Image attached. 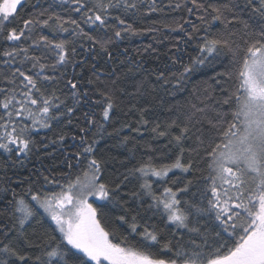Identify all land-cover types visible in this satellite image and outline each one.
Instances as JSON below:
<instances>
[{
    "label": "snow or ice",
    "instance_id": "snow-or-ice-1",
    "mask_svg": "<svg viewBox=\"0 0 264 264\" xmlns=\"http://www.w3.org/2000/svg\"><path fill=\"white\" fill-rule=\"evenodd\" d=\"M29 2L0 0V37L19 42L0 53L6 58L0 63L10 68L4 76L8 87L0 88V150L27 157L36 146L34 132L51 131L53 123L62 120L73 125L72 117L81 102L88 109L82 111V125L81 118L76 120L78 134L71 138L78 141L77 150L66 157L68 171L44 175L41 188H34L33 182L26 193L54 223L59 241L54 236L46 237L41 255L34 259L13 242L23 236L25 224L37 214L24 195L17 198L13 192L10 203L14 223L12 227L0 225V264H28L30 260L32 264H264V0H245L242 10L250 9L253 18L258 17L261 23L258 30L243 33L229 28L236 22L243 23L245 29L249 27L239 15L233 14L231 19L226 15L239 7L232 0L223 4L191 0L193 7L204 13L198 17L205 25L204 35L187 34L189 41L197 40V55L190 57L191 63L183 65V71L170 73L171 77L183 89L186 74L194 67L223 63L228 57L234 70L216 73L212 78L214 86L203 87L202 95L200 88L194 87L183 121L172 120L163 130L159 124L151 129L154 138H169L165 147L170 145L169 151L175 150L171 163L157 166L149 157L129 169L123 180L115 181L104 179L106 160L95 153V137L105 134L104 122L111 119L115 107L113 93L104 84L96 63L89 68L95 79L77 74L69 78L67 68L87 64L75 59L77 42L81 50L91 52L98 47L97 57L103 53L111 59L109 45L142 34L124 17L138 12L144 0H60L68 6L67 16L42 9L23 19L22 27H9L19 16L18 7ZM39 2L36 0L32 7ZM156 10V0H150L149 11ZM216 22L224 25L223 30L209 35ZM36 28L47 29L52 38L41 34L33 39ZM176 28L184 31L181 24ZM200 31L193 26L194 33ZM65 33L71 39L61 38ZM26 41H31L27 47L19 46ZM157 80L168 83L163 71ZM222 81H233L232 88L224 87ZM217 87L220 98L214 95ZM139 111L138 124L146 126V109ZM204 123L208 125L207 136ZM92 128L97 132L89 139ZM193 128L199 133L194 146L186 144ZM131 130L139 133L140 127ZM173 130H177L176 134ZM120 131L122 128L116 129V135ZM66 135L59 133L51 143L63 144ZM128 140L125 136L122 143ZM201 160L207 161V174L198 178L202 186L192 192L190 199H183L193 186L192 180L179 187L176 181L168 186L166 178L174 170L192 173ZM129 176L141 181L139 190L131 193L138 202L135 214H130L124 206L127 202L119 199L121 184ZM154 182H163L161 191L153 188ZM107 204L121 207L124 214L114 221L105 219L101 210ZM140 209L183 230L188 239H169L159 251H153L162 237L155 225L150 226L141 216ZM201 219H211L213 228L202 226ZM124 225L127 234L117 236L118 228ZM13 229L15 234L9 235Z\"/></svg>",
    "mask_w": 264,
    "mask_h": 264
},
{
    "label": "trees",
    "instance_id": "trees-1",
    "mask_svg": "<svg viewBox=\"0 0 264 264\" xmlns=\"http://www.w3.org/2000/svg\"><path fill=\"white\" fill-rule=\"evenodd\" d=\"M149 2L150 0H144L138 12L129 13L124 17L127 23H130L134 29L142 31V34L116 40L109 45L108 50L111 52V59L103 53L97 57L98 47L91 52L81 50L79 42H77L78 54L75 59H83L87 64L84 66L78 64L75 67L69 66L67 68L69 78L73 74H77L85 79H95L89 68L92 63H96L104 84L108 85L109 90L113 93L115 107L111 113V119L104 122L106 132L102 136L97 135L95 137L98 140L95 153L98 157H103L106 160L103 172V177L106 180L115 181L117 178L123 180L129 169L138 166L139 163L148 160L149 157L157 166L171 163L175 158V150L169 151L170 145L165 147L169 138H154L155 133L151 129L159 124L163 130L172 120L183 121L185 118L184 109L192 100L193 88H200L202 95L203 87L214 86L212 78L216 76V73L234 70L233 66L228 63L230 57L226 58L223 63H205L203 66L194 67L190 73L186 74L183 89L177 86L176 80L171 77L170 73L183 71V65L191 63L190 57L197 55V40L189 41L187 34L204 35L205 25L198 19L204 13L193 7L191 0H156V11H149ZM203 2L223 4L227 3L228 0H203ZM35 3L36 0H30L23 7H18L19 16L9 27H22L23 19L29 18L42 9H48L49 12H55L62 16L68 15L65 12V8L68 6L62 5L60 0H40L39 5L33 8L32 4ZM178 3L180 4L179 8L176 7ZM232 3L239 5V7L233 9L231 13L226 12V15L229 19L233 14L239 15L241 20L248 23L249 27L245 29L243 23L236 22L229 25V28L239 30L240 33L258 30L261 23L259 18H253L250 9L242 10L245 0H232ZM189 8L193 9L191 13L188 11ZM72 15L73 18H77L76 14ZM177 24L183 25L184 31L176 28ZM194 25L200 28L199 33L193 32ZM82 26L91 31L87 26ZM223 28V24L216 22L209 29V35H215ZM148 29L155 30L149 31ZM41 34L49 35L50 39L52 38L47 29L41 31L40 28H36L32 33L33 39H38ZM61 38L71 39L67 33L63 34ZM18 43L0 37V53L6 49L11 50ZM30 43L31 41H26L19 46L27 47ZM85 47L87 48V45ZM35 54L38 55L39 53ZM2 59L6 58L0 57V60ZM19 59L20 57H17V60ZM173 61L178 62L174 63ZM161 71L165 73L168 83L157 80ZM9 72L10 68L0 63V88L8 87L4 81V76ZM113 81H115L114 84ZM222 84L231 89L233 81H222ZM214 95L216 98L221 97L218 87ZM92 98L96 99L95 96ZM68 103H72L71 99L68 100ZM87 109L88 105L81 102V108L72 117L73 125H67L66 120H62L59 124L54 122L51 131L40 129L34 132L33 138L36 141V146L27 157L23 154L18 156L15 152L8 154L0 150V189H3L0 191V225L12 227L14 223L12 220L13 207L10 201L13 200V192L17 194V198L24 195L36 208L37 214L25 224L23 236L18 241L14 240L13 242L33 259L41 255L46 237L54 236L59 241L60 236L54 230L55 226L47 215L26 195L27 190L33 182H35L34 188H41L44 175H58L61 171H68L66 157L77 150L75 144L78 141H73L71 138L73 134H78L76 120L78 117L81 118L80 123L82 125V111ZM140 109H146L144 112V119L148 121L146 126L138 124ZM98 112L99 109H97ZM124 125H131V128L140 127V132H133L129 127H123ZM196 127H200V125ZM203 127L205 136H207L208 125L204 123ZM121 128L122 131L116 135L115 130ZM176 131L173 130V133L176 134ZM61 132L67 133L63 144L51 143ZM96 132L97 129L92 128L89 132V139H92ZM107 133H112V135H107ZM190 135L191 139L186 141V144L194 146L195 136L199 135L196 128L192 129ZM125 136L129 137V140L127 143H122ZM45 144L47 147H44ZM188 158L186 155L185 160ZM72 171L75 172L77 169ZM206 174L207 161L201 160L192 173L184 174L179 170H174V172L169 173L166 181L168 186H173L172 182L176 181L175 186L182 187L188 180H192L193 186L187 194L183 195V199H190L192 192L196 191L197 187L202 186V179L198 180V178H202ZM140 182L136 176H129L128 180L121 184L119 199L122 202H127L124 206L129 209L130 214H135L134 210L138 208V202L131 196V193L139 190ZM162 184L163 182L160 184L154 182L153 188L161 191ZM101 212L104 218L109 221H114L117 216L124 214L121 207L112 204H107ZM140 213L150 226L155 225L162 237L161 244L155 246L153 251H159L162 244L169 239L173 241L180 240L182 237L185 241L188 239L183 230H177L174 226L166 225L160 217L152 216L151 213H144L142 209H140ZM148 217L151 219L149 220ZM143 222L144 220L141 221V223ZM201 225L209 230L213 228L211 219H201ZM121 233L127 234L126 225L118 228L117 236ZM14 234L15 229L9 233V235ZM12 260L14 261L15 258ZM10 264H12L11 261ZM28 264H32V261L30 260Z\"/></svg>",
    "mask_w": 264,
    "mask_h": 264
},
{
    "label": "rangeland",
    "instance_id": "rangeland-1",
    "mask_svg": "<svg viewBox=\"0 0 264 264\" xmlns=\"http://www.w3.org/2000/svg\"><path fill=\"white\" fill-rule=\"evenodd\" d=\"M153 179H155V178H153ZM42 211H43V209H41ZM44 212V211H43ZM47 215V214H46ZM48 217V216H47ZM49 218V217H48ZM50 219V218H49ZM52 222V221H51ZM53 223V222H52ZM54 224V223H53ZM55 226V225H54Z\"/></svg>",
    "mask_w": 264,
    "mask_h": 264
}]
</instances>
